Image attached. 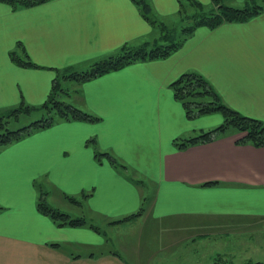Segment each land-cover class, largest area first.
<instances>
[{"label":"crops","instance_id":"obj_1","mask_svg":"<svg viewBox=\"0 0 264 264\" xmlns=\"http://www.w3.org/2000/svg\"><path fill=\"white\" fill-rule=\"evenodd\" d=\"M147 1L162 15L181 10V0ZM157 31L137 0L21 8L0 1V112L44 104L61 71H84L125 45L158 39ZM13 51L34 65H21ZM186 72L204 76L230 108L264 121V10L244 22L198 26L167 57L77 82L74 105L97 120L58 119L3 146L0 264H170L181 250L195 257L196 240L213 236L263 247L264 147L231 134L180 149L176 140L224 121L219 111L188 116L172 86ZM54 193L70 204L64 212L87 223L59 225L41 212V197L56 206ZM148 220L172 221L173 229L153 230ZM245 258L231 262L263 261Z\"/></svg>","mask_w":264,"mask_h":264},{"label":"trees","instance_id":"obj_2","mask_svg":"<svg viewBox=\"0 0 264 264\" xmlns=\"http://www.w3.org/2000/svg\"><path fill=\"white\" fill-rule=\"evenodd\" d=\"M0 1L6 2L14 8H21L30 7L48 0ZM189 1L195 4L197 7H204L203 4L197 0ZM137 2L140 5L143 14L147 18L151 19L154 25L158 26V21L151 17L152 8L150 3L147 0H137ZM212 4L215 6V9L208 15L205 14L203 16L196 17L194 19V23L185 29L186 34L180 41L164 43L165 41L162 40H165V37H171L167 36L168 33L166 36L165 33H162L161 37L153 42H145L141 45L132 47L125 45L117 50V53L94 63L90 69L73 73V75H71L79 81H84L110 70L120 68L136 60L167 57L174 50H176L182 44L183 40L191 35L198 26L207 25L209 27H216L224 22H244L254 16L259 15L264 10V0H248L247 5L241 8L234 7V5L231 4L227 5L224 3V0H212ZM181 6H183V3H181ZM158 28H160L162 32L165 30L163 26L161 27V25ZM166 41L168 42L167 39ZM11 54L13 58L21 65H34L32 61L21 58L14 51ZM59 85L60 83L58 79H56L48 100L40 106L21 104L20 106L6 110L8 116L5 114H0V149L3 146L16 141L37 129L48 127L58 119H77L89 121L98 119L97 117L76 107L74 104L65 103L58 100V97H56V92L60 90ZM172 86L176 98L183 103V106L185 107L190 118L217 111L221 112L224 116V121L217 127L207 131H201L189 138L176 140V144L180 149H185L193 145L209 143L218 138L231 134H241L240 138L237 140V143L239 144H250L255 147H264V121L243 115L240 112L230 108L221 100V97L217 91L201 74L197 72H186L182 74L176 81H174ZM38 109L47 110V115H44L41 119L35 120L26 126L16 129L11 127L10 123L12 121L10 120L16 119L15 117H12L13 113H17L18 115L20 112L27 113L28 110L36 111ZM112 161L114 163H118L114 158H112ZM120 165L125 167L123 164ZM67 198L73 203L78 202L77 199L72 196H67ZM38 208L44 214L49 215L59 225L81 226L87 223L84 217L74 218L70 214L58 208L52 207L43 197L40 198ZM143 210L144 207H142L139 212L127 216L125 220H129L130 218L141 215ZM52 245L57 246L58 244L53 243ZM216 264L237 263L229 262ZM242 264H264V261H249L248 263Z\"/></svg>","mask_w":264,"mask_h":264},{"label":"rangeland","instance_id":"obj_3","mask_svg":"<svg viewBox=\"0 0 264 264\" xmlns=\"http://www.w3.org/2000/svg\"><path fill=\"white\" fill-rule=\"evenodd\" d=\"M181 3H183V6H181V11L177 12L175 14L162 15L161 12H157V11L151 12V17L156 19L159 23V25L157 27H160V25H161V27L163 26L165 29L162 32V30L160 28H158V30H159V31H157L158 37L160 38L162 33H165V36L168 33L167 36L171 37V38H166L164 36L165 40H162V41H165L164 43H171V42L180 41L186 34L185 29L187 27H190L194 23V21H195L194 19L196 17H200V16H203L205 14L208 15L210 12H212L215 9V6L212 3H205V2L202 3L201 2L204 6L203 8L197 7L195 4L191 3L189 0H181ZM224 3L227 5L233 3L232 5H234V7L241 8V7H245L247 2L238 4L237 0H224ZM169 32H171V33H169ZM152 37H154V36H152ZM166 39L168 40V42L166 41ZM153 41H155V40H149L148 41L145 39H141L135 43L136 45H129V46H131V47L137 46V45H141L145 42H153ZM115 53H117V52L115 51L114 53L108 54V56L115 54ZM98 61H101V58H98L97 62ZM94 63H96V62H94ZM93 64L90 62V64L86 68V70L90 69ZM70 69H71V71L69 69H67L66 71L60 72V75L58 76V81L60 83V85H59L60 90H58L56 92L57 93L56 97H58L57 99L62 101V102L74 104L73 100H77V98L74 97L75 90H76V88L79 89L80 87L77 83V82H79V80L75 79L72 75H73V73L82 72V71H79L76 68L74 70L72 68H70ZM75 106L76 107L78 106V102H76ZM47 112H48L47 110L38 109L36 111L28 110L27 113L20 112L18 115H17V113H13L12 114L13 116L12 115L11 116L15 117L16 119L15 118H14L15 120L11 119L10 121H12V122L10 123V125L13 129H16V128H19L22 126H26L35 120L41 119L44 115H47ZM0 114H5L8 116L6 111L5 112L2 111V112H0ZM220 124H218V125H220ZM218 125L213 126L212 129L217 127ZM40 183H42V180L39 181L38 185ZM46 190H49V186H47ZM52 202L54 205H56L53 207H57V208L60 207L61 208L60 210H62V211L70 210V207H71L70 204L68 205V203H66L64 200H62V198L58 197L56 194L54 195ZM74 207H75L74 208L75 212H77V210L79 211L78 207H76V206H74ZM75 214H73V215H75ZM171 222L172 221L161 223V221L148 220L147 223L145 221V226L148 228H151L153 230H154V228L158 229V228H162V227L169 229L168 227L172 228ZM152 233H153V231H152ZM167 234H169V232H167ZM176 234H178V233H176ZM120 236L123 237L122 235H120ZM163 236L164 235L156 234L155 239L160 241L161 238H163ZM194 244H197V246H198L197 255L195 257L193 256V253L191 254L188 251L181 250V257H180V255H174L175 257L172 256L169 258V263L170 264H176L179 261H181L182 264L229 263V262L223 260L221 257L219 258L220 254H221V256H223V258L227 259L230 262L235 261V262L239 263L245 257H250V258H253L254 260H257V259L261 260L262 259L264 261V245H263V247H260L259 245H257V243L253 244L251 247L248 244H244L247 247V248H245L241 245L240 246H238V245L233 246L234 243H233L231 237L226 239L225 237H222V236H213L212 239H206V240H204L202 238H198L196 240V243H194ZM86 252H87V249H85L84 253H86ZM189 254H191V262H189V260H190ZM232 257L234 258V260L232 259ZM216 258H217V262H216ZM229 259H231V260H229ZM237 259H239V260H237ZM245 259L246 260H243V261H247L249 258H245ZM245 263H248V262H245Z\"/></svg>","mask_w":264,"mask_h":264}]
</instances>
